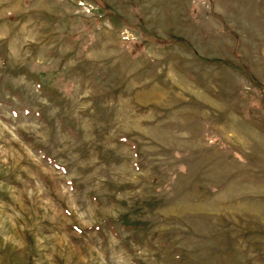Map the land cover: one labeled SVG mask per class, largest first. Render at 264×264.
<instances>
[{"label": "rangeland", "instance_id": "obj_1", "mask_svg": "<svg viewBox=\"0 0 264 264\" xmlns=\"http://www.w3.org/2000/svg\"><path fill=\"white\" fill-rule=\"evenodd\" d=\"M0 264H264V0H0Z\"/></svg>", "mask_w": 264, "mask_h": 264}]
</instances>
